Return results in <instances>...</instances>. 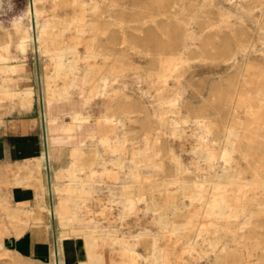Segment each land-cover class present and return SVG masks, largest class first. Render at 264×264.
Masks as SVG:
<instances>
[{
    "label": "rangeland",
    "instance_id": "obj_1",
    "mask_svg": "<svg viewBox=\"0 0 264 264\" xmlns=\"http://www.w3.org/2000/svg\"><path fill=\"white\" fill-rule=\"evenodd\" d=\"M68 48L62 72L55 54ZM0 55V112L31 86L42 151L44 102L60 95L51 115L67 125L83 118L82 187L36 170L48 264L53 252L63 264H264V0H0ZM21 167L0 169V224L15 236L29 224L8 201ZM59 220L73 239L57 255Z\"/></svg>",
    "mask_w": 264,
    "mask_h": 264
},
{
    "label": "crops",
    "instance_id": "obj_2",
    "mask_svg": "<svg viewBox=\"0 0 264 264\" xmlns=\"http://www.w3.org/2000/svg\"><path fill=\"white\" fill-rule=\"evenodd\" d=\"M29 39L32 42L34 41L31 37ZM20 46H25V41ZM7 58L10 59L9 56ZM0 67L1 69H7L9 66L1 61ZM12 94L11 97L14 98V101L8 106V111L0 112V169L1 167L18 169L21 166L20 169H28L11 184L8 201L15 210L27 213V219L23 218V220H28L29 224L19 236L12 235L7 226L5 229L8 232H4L5 229L0 224L3 247V250L0 249V253H7L9 260H4V264H15L16 262L48 264L50 250L46 223L50 215L40 207V199L43 193L38 186L37 181L40 177L36 170L43 161L45 170L46 165H48L49 178L56 184H60V179L66 176L67 171L72 170L74 162L83 153L82 143L76 142L74 135H72L73 130L79 129L83 118L79 113H73L71 115L73 126H70L65 124L61 118L53 117L50 102L60 98V95H58V98L53 97L51 101L44 102L40 113L41 122L44 125V130L42 126V133L45 137V149L42 151V136L40 137L38 113L36 103L32 97V87L28 85L20 86V89L18 91L13 90ZM105 122L110 125L107 121ZM67 128L70 131H65ZM67 140L72 144V148L66 149V151H71V161L60 171L61 166L64 164V160L60 159V156L61 152L65 151L62 150L63 147L60 143ZM52 143L54 147L51 146ZM62 172H64V175L60 177ZM53 204H56V201Z\"/></svg>",
    "mask_w": 264,
    "mask_h": 264
},
{
    "label": "bare ground",
    "instance_id": "obj_3",
    "mask_svg": "<svg viewBox=\"0 0 264 264\" xmlns=\"http://www.w3.org/2000/svg\"><path fill=\"white\" fill-rule=\"evenodd\" d=\"M32 17H34V18H36L37 17V12H33L32 13ZM68 25V24H67ZM67 27V26H66ZM46 27L45 26H43V27H41V29H38L37 30V35H38V39H40L41 37H43V36H45L46 35ZM78 33H80V32H78ZM240 49H241V51L242 50H244L245 48H242V46H240ZM91 52V51H90ZM92 53V52H91ZM91 53H88L87 55L88 56H90V54ZM242 53H244V51L242 52ZM74 55V50L73 49H64V50H61L60 51V53L59 54H55V56L57 57V60H58V62L57 63H59V65H60V70L62 71V72H64V71H66V70H68L69 69V67H70V64H71V61H70V58L72 57ZM88 58V57H87ZM249 57L246 55V56H244V61H243V64H245L246 63V60L248 59ZM73 63H74V61H72ZM75 64V63H74ZM174 67V66H173ZM172 67V68H173ZM243 68V67H242ZM69 71V70H68ZM69 73V72H68ZM102 81V80H101ZM99 91V90H98ZM63 96V98H66L67 96H66V93L63 91L62 93H61ZM68 128H67V130H65V131H67L68 132ZM64 131V132H65ZM70 131V130H69ZM67 132H65V133H67ZM239 137V134L237 133V132H235V131H233V130H231V129H229V130H226L225 131V133H224V138H225V140H227V142L229 143V145H230V147H232V145H233V143H234V141H236L237 140V138ZM234 146V145H233ZM233 149V148H232ZM229 151V150H228ZM226 151V153H225V155H224V158L225 159H227L228 158V156H229V154H230V152L231 151ZM205 153V152H204ZM203 153V154H204ZM231 153H233V152H231ZM207 154V153H206ZM231 156V155H230ZM224 159V160H225ZM229 159H230V157H229ZM229 159L228 160H226V163L227 162H229ZM225 162V161H224ZM225 163V164H226ZM78 170V169H77ZM221 176V175H220ZM227 176H229V174L227 175ZM227 176L226 175H223L222 176V179H221V181H222V185L225 183V181L229 178H227ZM66 178H68V180H70V182L73 184V188L74 189H79V188H81L82 187V185L78 182V181H76V179H75V171H74V169H72V170H69V171H67L66 172ZM231 178V177H230ZM228 181V180H227ZM230 181H232V180H230ZM226 184H227V182H226ZM225 184V185H226ZM229 184V183H228ZM224 185V186H225ZM218 187V186H217ZM223 187V186H222ZM197 195V194H196ZM195 197V196H194ZM194 197H193V199H194ZM223 201H224V199H223ZM131 205V204H130ZM133 206V205H132ZM131 206V207H132ZM227 207L228 206H226V204H224V202H222V201H220L218 204H217V210H216V214L217 215H219V216H222V215H225L224 213H225V210L227 209ZM229 209V208H228ZM124 210H125V208H124ZM123 210V211H124ZM131 210V209H130ZM125 212V211H124ZM228 212V211H227ZM227 216V215H226ZM225 217V216H224ZM249 219H247V221H248ZM246 221V222H247ZM249 222V221H248ZM247 224V223H246ZM59 227H60V232H59V236H58V240H57V246H59L60 244H61V241H62V239L63 238H65V237H67V238H70V241L73 239V231H72V226H71V223L69 222V221H65V220H59ZM93 238H92V235L90 234L86 239H84V242L86 243V244H88L89 245V243H91V242H93ZM69 242V241H68ZM55 244H56V241H55ZM56 250H57V255H58V252L60 251L61 252V246H59V248L57 249V247H56ZM54 252H53V264H63V262L61 261V259H58L57 258V262H55L54 261ZM88 264H95V262H89Z\"/></svg>",
    "mask_w": 264,
    "mask_h": 264
},
{
    "label": "water",
    "instance_id": "obj_4",
    "mask_svg": "<svg viewBox=\"0 0 264 264\" xmlns=\"http://www.w3.org/2000/svg\"><path fill=\"white\" fill-rule=\"evenodd\" d=\"M47 169H48V165H46V173H47V177H48V171H47Z\"/></svg>",
    "mask_w": 264,
    "mask_h": 264
}]
</instances>
